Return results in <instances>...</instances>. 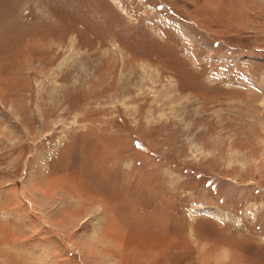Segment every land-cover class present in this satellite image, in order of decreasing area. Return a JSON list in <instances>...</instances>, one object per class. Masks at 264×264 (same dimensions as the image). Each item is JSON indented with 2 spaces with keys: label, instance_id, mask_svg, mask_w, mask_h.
Here are the masks:
<instances>
[{
  "label": "rangeland",
  "instance_id": "rangeland-1",
  "mask_svg": "<svg viewBox=\"0 0 264 264\" xmlns=\"http://www.w3.org/2000/svg\"><path fill=\"white\" fill-rule=\"evenodd\" d=\"M0 264H264V0H0Z\"/></svg>",
  "mask_w": 264,
  "mask_h": 264
}]
</instances>
